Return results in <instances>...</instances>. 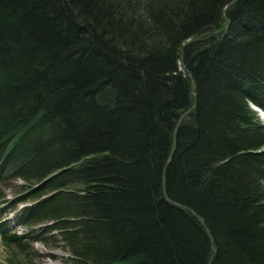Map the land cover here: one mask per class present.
<instances>
[{"label":"trees","instance_id":"obj_1","mask_svg":"<svg viewBox=\"0 0 264 264\" xmlns=\"http://www.w3.org/2000/svg\"><path fill=\"white\" fill-rule=\"evenodd\" d=\"M256 108L264 0H0L5 264H264Z\"/></svg>","mask_w":264,"mask_h":264},{"label":"rangeland","instance_id":"obj_2","mask_svg":"<svg viewBox=\"0 0 264 264\" xmlns=\"http://www.w3.org/2000/svg\"><path fill=\"white\" fill-rule=\"evenodd\" d=\"M258 111V115L260 117V119L264 122V111L257 108ZM20 180L17 181L18 184H20ZM14 193V191L8 190L7 195L8 197L12 196V194ZM16 227V226H15ZM18 232L24 231V228H17ZM35 244L33 246L34 250L37 252H35L33 249L30 251V255H31V263L30 260L28 261V264H68V263H64V261L62 260V257H66L67 256V252L64 248H57L54 250L55 254H57L58 257L56 258H52V257H48L46 254L47 252H49V249L46 245H43L41 242L39 241H34ZM6 249L4 247V245L2 244V238L0 236V264H5V259H6Z\"/></svg>","mask_w":264,"mask_h":264},{"label":"bare ground","instance_id":"obj_3","mask_svg":"<svg viewBox=\"0 0 264 264\" xmlns=\"http://www.w3.org/2000/svg\"><path fill=\"white\" fill-rule=\"evenodd\" d=\"M7 135V134H6ZM23 135V134H22ZM26 136V135H25ZM7 139V138H6ZM31 141V140H30ZM32 143V142H31ZM19 148V147H18ZM25 150V149H24ZM26 157V156H25ZM20 158V157H19ZM18 198V197H17Z\"/></svg>","mask_w":264,"mask_h":264}]
</instances>
